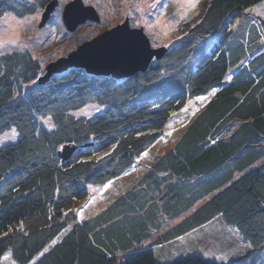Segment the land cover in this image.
<instances>
[{"label": "trees", "instance_id": "obj_1", "mask_svg": "<svg viewBox=\"0 0 264 264\" xmlns=\"http://www.w3.org/2000/svg\"><path fill=\"white\" fill-rule=\"evenodd\" d=\"M20 1L0 0V18L26 16L54 0ZM262 3L210 0L187 36L145 73L120 81L71 69L40 84L45 72L28 52L1 56L0 136L12 128L18 134L0 146V258L11 253L16 264H31L65 229V210L86 200L91 186L120 178L172 114L210 92L143 179L32 264H157L153 247L218 216L251 249L263 248L264 53L250 56L264 31L242 16ZM89 104L103 111L74 115ZM49 116L54 127L37 122ZM64 145L76 148L66 162L57 154ZM130 228L133 236L125 233ZM153 230L161 235L148 242ZM146 240L145 248L116 257L118 248ZM171 264L214 263L193 256Z\"/></svg>", "mask_w": 264, "mask_h": 264}, {"label": "rangeland", "instance_id": "obj_2", "mask_svg": "<svg viewBox=\"0 0 264 264\" xmlns=\"http://www.w3.org/2000/svg\"><path fill=\"white\" fill-rule=\"evenodd\" d=\"M70 1L72 0H58V6L54 9L48 21L41 27L43 13L41 8L35 7L33 13L19 18L12 13H5L0 18V37L15 39L17 44L16 46L9 44L7 49H0V51H5V55L13 52H28L39 63L42 74L48 65L67 58L83 43L89 42L103 32L120 26L127 21L130 29L143 32L151 49H164L166 52L187 36L188 31L199 22L210 0H199L197 6L190 11L187 9L191 0H81L86 6H91L96 10L100 21L99 23L87 22L79 26L74 32H68L62 24V11ZM20 3V5L27 6L28 3L33 5L35 2L24 0ZM149 5H152V7H149ZM255 7H259L261 13H264V3ZM185 11H187V15L184 14ZM242 16L243 19H252V23L260 28L263 33L264 15L243 11ZM18 21L23 23L18 25ZM236 24L233 27L236 28ZM10 26H12L11 29ZM262 53H264V35L260 40L259 48L255 49L250 59ZM235 72L237 70H233V73ZM229 78L228 76L226 79ZM32 85L34 84L26 85L25 90ZM211 96L212 92L201 96L205 97L204 100H200L198 97L188 100L179 112L172 114L156 143L136 158L132 166L120 178L103 186H91L88 189L89 197L86 200L75 203L65 210L60 222L65 223L66 227L53 240L55 244L71 231L76 224L93 217L94 214L112 205L114 200L123 196L138 181L143 179L152 164L175 146L183 132L210 100ZM93 105L89 104L85 107L87 108V115L79 116H88L95 114L97 111L96 114H100L103 111V108L98 105L90 107ZM44 120L46 119H37V122L43 127H50L44 123ZM227 131L225 134H227ZM16 139V136L13 139H5L3 143H0V146L15 142ZM262 161L264 162V159ZM208 198H205L202 203L206 202ZM165 224H168V221ZM133 228L128 229L125 233L128 236H133L134 231H136ZM151 235L152 237H149L148 242L152 238L161 235V233L153 230ZM53 241L45 248L47 251L55 245ZM147 244H149L147 240L140 241V243L131 242L127 250L118 248L114 252L116 257L127 256L136 250L145 248ZM45 249L42 252L43 254ZM152 251L157 264H171L193 256L214 264H231L235 259L237 260L234 264H264V247L257 250L251 249L235 230L223 222L220 216L174 241L153 247ZM7 254L0 258V264H16L11 258L5 259ZM41 255L37 256L31 264ZM119 260L117 259L115 264H120L121 261Z\"/></svg>", "mask_w": 264, "mask_h": 264}, {"label": "water", "instance_id": "obj_3", "mask_svg": "<svg viewBox=\"0 0 264 264\" xmlns=\"http://www.w3.org/2000/svg\"><path fill=\"white\" fill-rule=\"evenodd\" d=\"M57 6L58 0H54L44 8L40 27L48 21ZM99 21L96 10L86 6L81 0L70 1L62 11V24L68 32H74L87 22ZM164 53V49H151L143 32L130 29L125 21L124 24L83 43L67 58L48 65L38 83L42 84L51 76L63 74L71 69L82 70L94 77H110L120 81L145 73L149 65L161 59ZM75 150L73 145H64L58 150V158L66 162Z\"/></svg>", "mask_w": 264, "mask_h": 264}, {"label": "snow or ice", "instance_id": "obj_4", "mask_svg": "<svg viewBox=\"0 0 264 264\" xmlns=\"http://www.w3.org/2000/svg\"><path fill=\"white\" fill-rule=\"evenodd\" d=\"M198 2H199V0H191V2L188 4V9L187 10L190 11L191 9L195 8L197 6ZM149 7H152V5H149ZM246 11L254 12L257 15H264V13H261L259 7H255V6L253 8H251V9H247ZM184 14L187 15V11H185ZM157 22H159V21H157ZM21 23H23V22H21V21L17 22L18 25L21 24ZM11 27L12 26H10V29H11ZM9 44H11L13 46H16L17 41L15 39H12V38L4 39V38L0 37V49H7V46ZM3 55H5V51H0V56H3ZM35 82L36 81L34 80L33 83H35ZM198 99L204 100L205 97H198ZM90 107H96V106L93 105V106H90ZM97 110H99V109L97 108ZM87 114H88L87 108H82V109L79 110V112L74 113V115H77V116H79V115H87ZM51 121H52V117L49 116L46 120H44V123L48 124L50 127H54L55 125H53L51 123ZM17 134H18L17 130L15 128H12L10 133H5L3 137H0V143H3L5 139H13ZM168 134L170 135V133H168ZM145 155H147V153H145ZM53 244H55V241H53ZM46 251H47V249H45V252ZM10 255H11V253L7 254L5 256V259L8 260L10 258Z\"/></svg>", "mask_w": 264, "mask_h": 264}, {"label": "crops", "instance_id": "obj_5", "mask_svg": "<svg viewBox=\"0 0 264 264\" xmlns=\"http://www.w3.org/2000/svg\"><path fill=\"white\" fill-rule=\"evenodd\" d=\"M177 222H179V220H178V221H176L175 223H177Z\"/></svg>", "mask_w": 264, "mask_h": 264}]
</instances>
